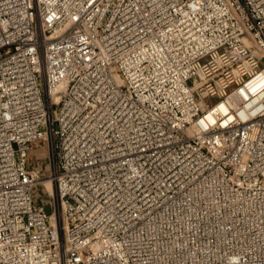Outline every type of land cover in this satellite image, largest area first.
I'll list each match as a JSON object with an SVG mask.
<instances>
[{
	"label": "built area",
	"instance_id": "built-area-1",
	"mask_svg": "<svg viewBox=\"0 0 264 264\" xmlns=\"http://www.w3.org/2000/svg\"><path fill=\"white\" fill-rule=\"evenodd\" d=\"M0 264H264V0H0Z\"/></svg>",
	"mask_w": 264,
	"mask_h": 264
},
{
	"label": "rangeland",
	"instance_id": "rangeland-1",
	"mask_svg": "<svg viewBox=\"0 0 264 264\" xmlns=\"http://www.w3.org/2000/svg\"><path fill=\"white\" fill-rule=\"evenodd\" d=\"M46 150H47V146L42 143L36 144L32 147L30 152V162L32 166H35L38 160L43 159V156H45V154L47 153ZM37 189H38L37 190L38 200L44 202L47 198L46 191L42 186H39ZM48 210H50L49 207Z\"/></svg>",
	"mask_w": 264,
	"mask_h": 264
},
{
	"label": "bare ground",
	"instance_id": "bare-ground-1",
	"mask_svg": "<svg viewBox=\"0 0 264 264\" xmlns=\"http://www.w3.org/2000/svg\"><path fill=\"white\" fill-rule=\"evenodd\" d=\"M45 184H46V186L48 187V189L50 191L53 190L52 183H51V181L49 179L45 180Z\"/></svg>",
	"mask_w": 264,
	"mask_h": 264
}]
</instances>
